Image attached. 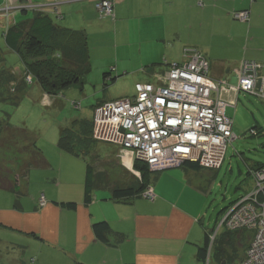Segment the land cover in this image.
I'll return each instance as SVG.
<instances>
[{"label":"crops","instance_id":"obj_1","mask_svg":"<svg viewBox=\"0 0 264 264\" xmlns=\"http://www.w3.org/2000/svg\"><path fill=\"white\" fill-rule=\"evenodd\" d=\"M29 1L39 3L57 26L86 35L91 66L108 73L105 80L131 73L135 84H159L157 75L168 64L182 62L185 47L198 49L209 63L211 79L225 83L236 81L243 61L264 63V0H116L114 20L98 15L96 0H22ZM244 10L249 12L248 21L232 18L233 11ZM33 11L21 14L30 13L28 18ZM1 48L5 50L4 45ZM13 58L15 64L4 67L18 82L25 67L17 53ZM25 90L33 92L34 86ZM41 99L45 104L50 96L44 93ZM51 100L47 106L58 105L56 98ZM74 119L91 122L92 114L71 118L63 126ZM56 169L47 171L53 184L46 187L39 182L43 189L39 193L30 190V183L40 173L29 171L20 182L32 202L24 203L20 196L16 207L13 192L9 197L0 195V264H236L244 257L249 240L237 244V256L227 263L226 255L210 244L205 257L199 255L211 230L202 216L207 198L204 174L210 169L177 166L151 176L153 199L139 195L116 200L106 190L95 193L89 204L83 200V182ZM41 195L46 203L40 207ZM63 202H74L75 207ZM101 221L112 231L107 241L97 238L92 229ZM115 233L125 238L117 242Z\"/></svg>","mask_w":264,"mask_h":264},{"label":"built area","instance_id":"obj_2","mask_svg":"<svg viewBox=\"0 0 264 264\" xmlns=\"http://www.w3.org/2000/svg\"><path fill=\"white\" fill-rule=\"evenodd\" d=\"M20 1L4 0L0 6L8 23L14 22L9 18L15 12L34 7ZM115 1L96 0L98 15L114 19ZM41 7L31 10L42 11ZM233 17L246 22L249 12L235 11ZM183 57L158 77L159 84L137 83L133 97L94 108V139L117 146L121 165L136 176L140 175L133 170L134 160L145 162L151 171L177 167L186 160L206 169L220 168L227 145L235 139L227 108L236 107L240 93L264 101V63L243 61L236 81L225 83L211 79L209 63L198 49L185 47ZM249 175L253 189L227 206L208 235L211 246L221 228L252 231L244 257L236 264H264V167L251 169ZM141 196L153 199L155 194L148 185ZM38 203L45 205L43 196Z\"/></svg>","mask_w":264,"mask_h":264},{"label":"trees","instance_id":"obj_3","mask_svg":"<svg viewBox=\"0 0 264 264\" xmlns=\"http://www.w3.org/2000/svg\"><path fill=\"white\" fill-rule=\"evenodd\" d=\"M3 42L6 51L18 54L25 71L23 79L17 82L14 74L8 68H0V102L2 103L9 102L16 105L24 93L25 87L32 83L31 77L37 81L45 94L55 97L69 87H81L83 77L91 69L86 35L82 31L57 26L48 14L43 13V10H34L30 17L14 24L13 22L6 24ZM2 50L0 48V63L4 61ZM107 76L108 73H103L104 80ZM27 77L30 78L29 81ZM15 83L17 85H14ZM73 104L76 105L75 102ZM98 142L103 141L94 139L92 120L89 122L85 119H74L61 127L57 146L62 152L86 159L90 158L96 163L97 160H100L97 152ZM95 163L86 160L83 181L85 204L92 201L95 193L106 190H109L110 197L116 200L139 196L149 185L151 176H156L163 171H151L145 162L134 160L133 170L139 172V178L131 175L132 181H121L122 178L119 176L114 181L113 178L116 176L113 177L115 173L111 167L99 169L96 168ZM46 166H48V162L37 146L35 136L23 127L12 125L7 114L0 118V191L13 192L16 196V207H18V200L22 195L19 192L20 182L27 178L32 168ZM183 166L194 170L202 168L198 162L189 160L179 164V167ZM121 167L123 168V166ZM259 167L264 166L256 168ZM61 204L68 208L75 207L74 202ZM227 206L222 209L220 215ZM92 229L97 238L101 240L107 241V234H112L105 221L94 223ZM223 232L213 241L216 252L222 256L226 255L225 263H227L237 256L239 250L237 244L242 243L243 245L249 239L248 245L250 244L253 232L247 229H226ZM115 236L117 242L125 238L121 233H115ZM209 244L210 239L207 232L204 246L199 249L201 258L205 257Z\"/></svg>","mask_w":264,"mask_h":264},{"label":"rangeland","instance_id":"obj_4","mask_svg":"<svg viewBox=\"0 0 264 264\" xmlns=\"http://www.w3.org/2000/svg\"><path fill=\"white\" fill-rule=\"evenodd\" d=\"M20 2L23 3L22 1ZM31 4L34 5V7L39 5V3L30 1L25 5L31 6ZM34 7L27 8L32 9ZM17 12V14L14 13L13 17L10 16L9 18L10 22L16 19L13 24L25 19L26 16L30 14L23 15L20 11ZM234 12L235 11L231 13L232 18L241 21L233 17ZM15 14L17 17H15ZM7 21L8 20L0 14V48L4 45L3 32L6 28V24H8ZM3 52H5V50H3ZM3 55L4 61L0 63V68H4V64L7 67L11 64H15V58H13L15 53H6ZM163 62L165 63V61ZM168 65L171 66V64ZM113 69L114 68H111V71ZM102 73L103 72L97 71L96 66H91V71L85 77L81 87H69L57 96L52 97L57 99L59 106H47V104L52 101L51 97L46 100V105L42 103L41 97L44 95V92L41 91L42 88L33 77H31L32 83L28 85V88L34 86V91L27 92L28 90H25L20 102L16 105L0 102V117L7 114L8 120L12 125L23 127L32 133L36 138L37 146L41 149L48 162V166L46 167L32 168L30 170L33 175H35V173H40L37 180L31 181L30 190H37V193L43 190L40 188L39 182L47 185L46 187L53 184L52 173H48L47 171L55 168V166L62 174L69 172L74 179H80L82 183L86 160L95 163V161L90 158L86 159L80 156L79 158L72 154H70V156L68 153L64 154L65 152L58 149L56 142L60 127L68 120H71V118H89L92 114L93 119L94 108L96 107H94L93 110L92 107L97 102L106 100L101 102L105 103L122 97H132L134 95L136 80L131 73L120 75V72V76L115 80L102 79ZM28 75L30 76L31 74ZM112 75L115 76L118 74L114 72ZM159 76L160 75H157V78ZM74 102L76 106L73 104ZM101 103L98 104L100 105ZM227 114L232 121V132L235 135V139L227 145L224 160L220 168L207 170L206 174H204V179L206 180L205 186L207 187V198L202 216L204 218V226L209 229L217 227L221 218L220 212L223 208L231 201L240 198L253 189L254 182L249 175V170L258 166H264V101L256 96L240 93L238 95L236 107L227 108ZM117 151L118 149L115 145L98 142L97 152L100 156V160H97L98 164L97 162L95 163L96 168L103 169L105 167H111L116 174H114L113 177H116L113 178V180L120 176L122 178L121 181H132L133 178L131 175L139 178V176H136L131 170L120 165ZM121 166H123L125 170ZM58 169L56 170L58 171ZM116 172L119 173L118 176ZM208 182H211L209 183L210 185ZM19 189L23 193L21 199L24 203L31 201L29 196L26 195L25 183H21ZM30 194H32L31 191ZM0 195L9 197L14 194L10 191L1 190ZM222 231H224L223 228H221L217 234L219 232L222 233ZM213 244L214 241L211 244L214 247Z\"/></svg>","mask_w":264,"mask_h":264},{"label":"water","instance_id":"obj_5","mask_svg":"<svg viewBox=\"0 0 264 264\" xmlns=\"http://www.w3.org/2000/svg\"><path fill=\"white\" fill-rule=\"evenodd\" d=\"M170 168H172V167H170ZM166 169H168V168H165V169H163V170H166Z\"/></svg>","mask_w":264,"mask_h":264},{"label":"bare ground","instance_id":"obj_6","mask_svg":"<svg viewBox=\"0 0 264 264\" xmlns=\"http://www.w3.org/2000/svg\"><path fill=\"white\" fill-rule=\"evenodd\" d=\"M50 9V8H49ZM128 164V163H127Z\"/></svg>","mask_w":264,"mask_h":264}]
</instances>
